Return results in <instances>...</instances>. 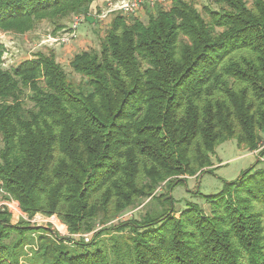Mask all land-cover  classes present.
<instances>
[{
  "label": "trees",
  "instance_id": "16d2710c",
  "mask_svg": "<svg viewBox=\"0 0 264 264\" xmlns=\"http://www.w3.org/2000/svg\"><path fill=\"white\" fill-rule=\"evenodd\" d=\"M95 1L0 0V29L61 27ZM212 3L113 13L69 73L52 53L6 67L0 43V199L88 235L12 224L1 206L0 264H264V170L207 209L171 195L221 142L264 141V0Z\"/></svg>",
  "mask_w": 264,
  "mask_h": 264
},
{
  "label": "rangeland",
  "instance_id": "374dc122",
  "mask_svg": "<svg viewBox=\"0 0 264 264\" xmlns=\"http://www.w3.org/2000/svg\"><path fill=\"white\" fill-rule=\"evenodd\" d=\"M160 1L161 2L157 4L164 8L168 7L171 2V0ZM191 1H193L199 9L204 4L212 3V0ZM104 3L105 0H97L91 4L89 10L100 12ZM144 15L145 14L142 12L140 17L145 19ZM73 17L74 15L66 19L69 21H66L61 27H56L48 20L43 19L38 21L32 30L23 34L0 29V43L5 48V52L2 55L3 65L6 67L15 65L24 59L32 58L38 52L52 53L57 62L69 73V62L75 53L89 48H98L109 26L112 15L108 16L104 21H98L90 16H84L83 20L91 19V21H83L77 29V37L69 40L66 44H57L48 40L50 37L65 35V33L68 32V26ZM263 149L264 141L259 144L257 149L252 150V153H250L248 149L239 146L235 139H228L221 142L215 148L211 156V166L206 168L210 169L209 172L197 173L198 175L195 176L198 177H189L184 183L176 185L171 190L174 206L178 209L182 208L185 206V202L188 201L197 203L207 209L208 206L205 196L219 193L225 183L236 180L251 166H254L253 172L264 170V152L261 153L260 157L256 155ZM261 157H263V159ZM182 178H185V176ZM7 200L8 199H0V203ZM1 206L5 207L3 205H0V207ZM8 212L10 213L12 224H16L20 219L24 218V220L29 221L33 226L49 227L51 231L56 232L60 237H71L75 238V240L81 238L80 234H69L66 227L60 224L54 216L46 217L41 214H36L32 219H28L26 215L24 217L20 216L18 219L15 214L13 216L11 215L10 210H8ZM133 212L134 216L139 214V210H136V208L133 209ZM127 214H129V212H127ZM128 216L129 215H126L125 217ZM115 221L116 220L111 223ZM97 228H99V225ZM108 243H110L109 240Z\"/></svg>",
  "mask_w": 264,
  "mask_h": 264
},
{
  "label": "built area",
  "instance_id": "2783aa9c",
  "mask_svg": "<svg viewBox=\"0 0 264 264\" xmlns=\"http://www.w3.org/2000/svg\"><path fill=\"white\" fill-rule=\"evenodd\" d=\"M160 0H105L104 5L100 12L95 10H89L85 15H75L68 26V32L63 36L50 37L48 40L55 42L57 44H66L69 40L75 39L77 37L78 27L83 22L84 16H90L95 20L104 21L108 16L113 13H121L124 15H131L139 10H143L144 7L153 8L155 4L160 3ZM256 153V152H254ZM0 205L7 207L10 210L11 215L14 214L19 219L20 216L24 217L25 214L21 211L19 204L16 200L9 199L7 201L1 202ZM58 221V220H57ZM79 237V236H76ZM88 240V235H80Z\"/></svg>",
  "mask_w": 264,
  "mask_h": 264
},
{
  "label": "crops",
  "instance_id": "0c3cea01",
  "mask_svg": "<svg viewBox=\"0 0 264 264\" xmlns=\"http://www.w3.org/2000/svg\"><path fill=\"white\" fill-rule=\"evenodd\" d=\"M141 13H142V11H141ZM250 153H252L251 151H250ZM256 155H258V157H260L261 155H259L258 153L256 154ZM262 159H263V157H261Z\"/></svg>",
  "mask_w": 264,
  "mask_h": 264
}]
</instances>
